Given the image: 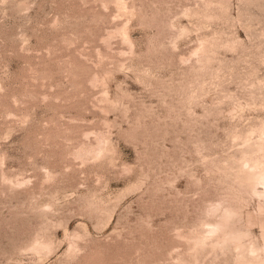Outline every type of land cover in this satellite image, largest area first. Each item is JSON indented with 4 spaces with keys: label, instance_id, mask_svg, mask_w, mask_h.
I'll list each match as a JSON object with an SVG mask.
<instances>
[{
    "label": "rangeland",
    "instance_id": "1",
    "mask_svg": "<svg viewBox=\"0 0 264 264\" xmlns=\"http://www.w3.org/2000/svg\"><path fill=\"white\" fill-rule=\"evenodd\" d=\"M0 264H264V0H0Z\"/></svg>",
    "mask_w": 264,
    "mask_h": 264
}]
</instances>
